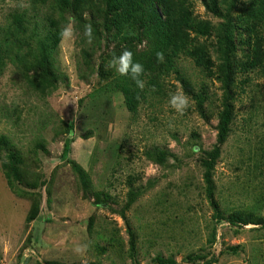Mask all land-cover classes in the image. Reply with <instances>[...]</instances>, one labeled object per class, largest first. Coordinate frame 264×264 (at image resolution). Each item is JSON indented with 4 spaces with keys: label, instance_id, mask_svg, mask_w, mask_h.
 Here are the masks:
<instances>
[{
    "label": "rangeland",
    "instance_id": "rangeland-1",
    "mask_svg": "<svg viewBox=\"0 0 264 264\" xmlns=\"http://www.w3.org/2000/svg\"><path fill=\"white\" fill-rule=\"evenodd\" d=\"M191 1L198 18L221 22L202 0ZM216 1L226 13L247 0ZM102 10L111 18L106 4ZM20 11L37 14L30 0H0V40ZM86 21L93 43L74 21L75 39L57 52L59 81L43 95L12 60L0 69V136L25 155L27 176L11 185L0 160V264H154L158 256L187 264L195 253L214 256L213 264H264V224L237 228L216 221L203 166L229 103L233 120L214 171L215 202L225 219L240 214L264 221V69L245 72L237 63L226 87L216 38L203 37L215 63L210 76L183 57L179 68L189 88L176 75L166 77L162 91L133 114L123 95L109 90L115 74L109 76L106 65L120 43L104 21ZM236 44L237 62L245 61L247 35L237 33ZM103 88L106 94L94 97ZM177 90L191 99L183 116L168 105ZM196 93L207 95L203 113ZM70 122L74 131L63 156ZM73 163L88 172L93 192L82 186ZM79 244L89 245L83 256L73 251Z\"/></svg>",
    "mask_w": 264,
    "mask_h": 264
},
{
    "label": "trees",
    "instance_id": "trees-1",
    "mask_svg": "<svg viewBox=\"0 0 264 264\" xmlns=\"http://www.w3.org/2000/svg\"><path fill=\"white\" fill-rule=\"evenodd\" d=\"M202 1L221 19L218 25L198 18L191 0H30L31 8L37 14L30 16L27 11H20L12 15L13 21L0 40V69L7 65L8 60H12V64L19 65L34 91L43 95L47 90H51L60 78L55 65L60 26L67 22L69 13L79 27L84 26L87 24L84 12L96 22L97 19L104 21L106 31H113L114 39L120 43L116 55H119L123 48H127L134 53V59L144 65L143 90L138 89L131 78L119 76L110 69L109 76L112 73L115 76L112 80L114 89L110 86L109 90L120 92L128 111L133 114H137L139 106L147 101L148 97L162 91V83L166 77L176 75L177 80L189 88L188 79L179 68V61L183 57L190 58L196 67L210 76L215 63L209 47L201 42L203 37L214 35L216 38L217 53L221 60L220 80H224L226 87L233 81L231 70L237 63L245 72L251 68L264 69V0H247L242 7L236 5L237 2L232 3L231 7L235 8L226 13H223L216 0L213 6L209 0ZM103 4L112 12L109 19L102 16ZM80 28L82 30V27ZM237 33L246 34L249 45L246 60L240 62H237ZM141 35L144 37L146 47L136 50V46L142 42ZM158 51L164 52L163 63L156 59ZM105 90L103 88L99 93L96 92L94 97L97 94H106ZM195 100L203 113L207 95L196 93ZM223 104L217 144L211 151L206 152L207 159L203 162L206 193L215 210L214 218L218 222L226 221L237 228L249 224H264L260 218L248 219L240 214L225 219L215 202L214 171L221 156V146L229 137L233 120L231 105ZM66 126L69 136L63 156L69 153V137L74 131V123L70 122ZM38 146L45 149L42 144ZM3 151L7 152L6 158L2 156ZM0 160L11 185L14 180L23 182L27 178L24 167L25 155L5 135L0 136ZM159 160L164 162L165 153L161 154ZM73 167L85 190L93 192L88 172L78 163H73ZM216 234L214 229L213 241L216 240ZM207 259L208 255L196 253L186 257L187 264H201V261H204L203 264H213L216 260L214 256L211 260ZM154 264L178 263L173 258L158 256Z\"/></svg>",
    "mask_w": 264,
    "mask_h": 264
},
{
    "label": "clouds",
    "instance_id": "clouds-1",
    "mask_svg": "<svg viewBox=\"0 0 264 264\" xmlns=\"http://www.w3.org/2000/svg\"><path fill=\"white\" fill-rule=\"evenodd\" d=\"M83 16L87 18L88 13L84 12ZM82 35L88 44L93 43L95 37L92 24H85L83 26ZM58 37L59 46L62 50L67 42L75 39L76 29L75 22L72 18H68L67 22L60 26ZM144 43L145 42L139 44L138 48H142ZM156 59L158 62L163 63L165 60L164 52H156ZM106 67L107 69L114 70L119 76L131 78L138 89H144L145 80L142 79V77L145 75V68L142 63L134 59V53L131 50L123 48L119 55L113 54L111 59L108 60ZM190 104V97L180 90L169 94L168 105L180 116L185 115L186 111L190 107ZM193 151L198 153L199 148L194 146ZM88 249V244H79L74 247L73 251L77 255L83 256L87 253Z\"/></svg>",
    "mask_w": 264,
    "mask_h": 264
}]
</instances>
